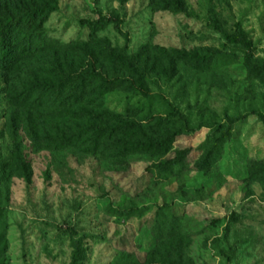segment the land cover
<instances>
[{
	"label": "rangeland",
	"instance_id": "obj_1",
	"mask_svg": "<svg viewBox=\"0 0 264 264\" xmlns=\"http://www.w3.org/2000/svg\"><path fill=\"white\" fill-rule=\"evenodd\" d=\"M57 4L48 40L90 41L83 20L116 17L121 31L110 24L97 36L146 59L153 97L117 91L110 106L144 118L170 102L190 126L165 157L179 158L172 172L125 145L119 169L74 150L37 151L23 131L19 152L0 70V264H73L77 249L79 264H264V71L247 61L264 65V0H185L183 11L162 0ZM174 50L195 58L175 66ZM128 208L136 212L119 214Z\"/></svg>",
	"mask_w": 264,
	"mask_h": 264
},
{
	"label": "trees",
	"instance_id": "obj_2",
	"mask_svg": "<svg viewBox=\"0 0 264 264\" xmlns=\"http://www.w3.org/2000/svg\"><path fill=\"white\" fill-rule=\"evenodd\" d=\"M57 7V0H0V70L9 78L8 133L17 150L22 151L18 139L23 131L37 151L56 154L74 150L119 169L124 164L115 159L122 156L120 147L125 145V155L158 157L159 166L172 172L179 158L165 157L183 127L190 126L186 114L170 102L167 114L144 118L130 114L127 108L121 111L110 106L108 97L117 91L137 90L153 97L146 85V59L141 53L128 54L127 46L112 47L107 39L97 36L98 30L110 24L121 31L116 17L83 20L91 28L90 41L48 40L44 25ZM184 7L185 0H162V9L183 11ZM174 52L175 66L177 60L195 58L193 53ZM247 61L253 70L264 71V65L252 61V54ZM30 63L35 67L27 73L24 66ZM21 72L25 78L20 80L17 75ZM126 83L130 88H125ZM225 142L222 137L216 145L221 147ZM215 155L210 150L206 161ZM134 212L136 208L119 210L120 215ZM81 259V251L75 250L73 264H79ZM159 262L145 260V264Z\"/></svg>",
	"mask_w": 264,
	"mask_h": 264
}]
</instances>
